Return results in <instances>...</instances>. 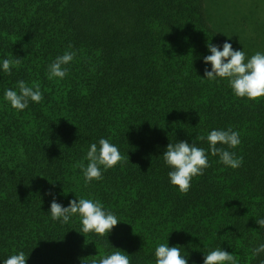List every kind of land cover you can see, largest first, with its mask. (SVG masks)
I'll return each mask as SVG.
<instances>
[{
  "label": "trees",
  "instance_id": "obj_1",
  "mask_svg": "<svg viewBox=\"0 0 264 264\" xmlns=\"http://www.w3.org/2000/svg\"><path fill=\"white\" fill-rule=\"evenodd\" d=\"M260 6L249 0L223 14L218 0H0V57L17 60L0 74V258L23 250L26 264H81L96 247L110 250L77 232L74 218L51 219L53 195L67 206L75 193L119 217L106 239L131 264H151L167 235L189 264L219 243L238 264H256L248 255L250 243L264 241L253 219L264 216V97L237 98L226 82L202 79L199 57L206 41L264 51L263 26L248 25ZM64 51L75 52L68 74L49 79L47 64ZM18 80L43 93L20 112L2 100ZM228 126L240 133L241 166L209 156L187 192L170 186L165 146ZM101 136L123 159L84 185L77 165Z\"/></svg>",
  "mask_w": 264,
  "mask_h": 264
},
{
  "label": "clouds",
  "instance_id": "obj_2",
  "mask_svg": "<svg viewBox=\"0 0 264 264\" xmlns=\"http://www.w3.org/2000/svg\"><path fill=\"white\" fill-rule=\"evenodd\" d=\"M205 48L208 54L199 57L204 65L202 79L216 83L226 82L231 93L237 98L256 100L264 97V51H256L249 56L242 48L234 50L228 41L220 45L206 41ZM74 56V51H64L55 56L46 66L48 78L64 79ZM14 62L17 60L0 57V74L10 75ZM42 99L40 85L35 81L27 83L24 80H18L14 87L5 88L2 96L3 102L17 112L28 108L30 102L35 104ZM200 141L207 145L206 149L199 145ZM240 143L239 131L231 126L211 128L206 133L195 135L191 143L175 138L165 146L160 155L162 164L168 169V184L180 192H187L193 177L202 175L209 167V156L217 157V162L227 168L240 167L242 157L233 151ZM122 159L120 150L110 138L101 136L88 143L83 157L86 163L82 161L77 165L83 184L100 180L104 171L113 168ZM74 195L75 199L68 200L67 206L58 203L53 195L47 211L51 219L66 225L74 218L79 222V230L75 231L82 235L93 233L103 238L106 241L104 247L110 249L100 251L97 255L95 245L96 255L89 256L91 259L82 260L81 264H131V255L111 246L106 239L112 228L121 222L119 217L97 198L84 195L77 197L75 193ZM253 219L259 235L264 231V216ZM167 237L168 235L164 242L153 246L151 264H189L188 252L179 245L169 246ZM201 253V264H238L236 254L223 250L220 243ZM27 257L28 254L23 250H15L0 258V264H26ZM248 259L256 261V264H264V241L249 244Z\"/></svg>",
  "mask_w": 264,
  "mask_h": 264
},
{
  "label": "rangeland",
  "instance_id": "obj_3",
  "mask_svg": "<svg viewBox=\"0 0 264 264\" xmlns=\"http://www.w3.org/2000/svg\"><path fill=\"white\" fill-rule=\"evenodd\" d=\"M218 1L223 11V14H225L228 11H232L233 9H239L244 7L249 0H218ZM255 1L257 2L259 1L261 3V6L257 11L253 12L256 15L253 18L250 17V21H248V25L259 28V26L257 25L259 23L260 26L262 25L264 28V2H262V0H255ZM251 35L252 36L250 37H254V38L257 36L255 33H251ZM258 39H259V43L262 40H264L263 35H260ZM246 55L248 54L246 53Z\"/></svg>",
  "mask_w": 264,
  "mask_h": 264
}]
</instances>
